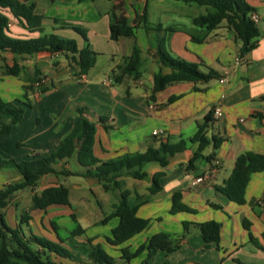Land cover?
<instances>
[{
	"label": "crops",
	"instance_id": "obj_1",
	"mask_svg": "<svg viewBox=\"0 0 264 264\" xmlns=\"http://www.w3.org/2000/svg\"><path fill=\"white\" fill-rule=\"evenodd\" d=\"M31 1L37 4L36 13L45 17V33L75 39L83 47L85 40L73 28L80 27L87 32L90 46L98 57L95 66L81 75L77 64L63 53H0V100L26 109L22 121L1 138L0 160L21 162L48 156L76 126L79 120L76 112L80 108L98 125L94 151L100 160L144 153L151 146L158 147L161 140L172 143L189 140L197 133L198 124L214 113L216 107H221L223 115L220 118L212 115L208 135L224 137L226 141L219 149L213 145L207 147L204 157L193 165L191 160L199 144L190 142L186 151L169 158L167 166L148 164L144 167L143 179L125 176L122 188L111 191H106L99 179L79 175L85 168L77 157L61 160L54 166L58 174L43 176L34 189L16 195L4 211V214L10 213L11 222L17 226L27 212L31 218L27 232L61 243V224L75 215L77 221L72 219L83 232L76 236L67 234L61 245L76 253L80 263L94 264L88 257L92 241L94 245L101 244L118 264H128L121 258V248L128 247L134 252L158 233L181 238L184 221L214 220L222 224L219 244L206 248L198 229L192 228L179 250L171 254L158 251L148 264H237L235 260L264 264V172L252 176L245 205L236 204L219 190L233 174L241 155L264 154V0H247L259 16L257 25L261 36L256 47L245 55H241L242 45L225 23L212 32L195 25L194 19L209 10L196 7L197 4L178 0ZM112 13L137 26L136 38L111 39ZM11 25L15 36L27 34L24 26L12 17ZM135 46L142 52L141 77L138 80L126 77L117 82L116 77L123 75L126 57L132 55ZM159 50L199 64L205 73L211 68L221 77L209 82L176 83L152 100L155 74L172 71L156 56ZM15 64L22 67L19 77L6 74ZM84 75L86 79L82 78ZM222 79L225 83H221ZM28 86L33 89H27ZM42 88L48 91L43 93ZM156 131L158 135L154 134ZM213 154L215 158L209 160ZM159 173H163L158 177L160 188L153 189ZM199 178L204 180L198 182ZM21 180L12 169L0 170V189ZM57 185L70 189L71 206L34 208L33 195ZM178 191L194 212L171 213L172 197ZM123 192L129 193L128 203L138 208V215L151 222L146 230L117 247L107 238L112 237V230L120 219L112 217L106 224L102 221L114 211ZM90 195L101 198V202L95 205ZM26 199L30 201L20 220L17 212ZM79 206L85 208L83 219L77 213ZM103 207L109 214L94 217L99 209L105 214ZM147 256L145 251L130 264H145ZM57 261L73 264L63 259Z\"/></svg>",
	"mask_w": 264,
	"mask_h": 264
},
{
	"label": "trees",
	"instance_id": "obj_2",
	"mask_svg": "<svg viewBox=\"0 0 264 264\" xmlns=\"http://www.w3.org/2000/svg\"><path fill=\"white\" fill-rule=\"evenodd\" d=\"M54 1V0H52ZM187 4H197L207 6L209 10L206 14L194 19L195 25L205 27L208 32H212L225 23L226 27L233 31L237 40L241 43V55L252 51L261 36L256 22L251 18L255 9L247 0H178ZM36 2L31 0H0V53L9 52L15 55H35V54H66L80 68L81 75L87 74L96 62L98 53L95 52L89 43L87 32L80 27H73L85 40V45L80 47L75 39H69L55 33H45L43 21L45 17L36 13ZM11 17L21 23L27 30L24 36H15L12 31ZM136 25H130L126 18L111 14L110 31L111 39L118 41L121 37L136 38ZM196 41L201 39L194 38ZM160 58L162 65L171 68V73L164 74L159 71L154 76V88L151 99L155 95L164 91L169 86L181 82H209L219 79L221 76L215 70L209 68L205 73L200 69L199 64L189 63L180 58L173 57L169 52L159 50L156 54ZM143 63L142 52L138 46L134 47L131 56L126 57L123 75L117 76L116 81L121 82L126 77L138 80L141 77V65ZM22 67L15 64L8 68L6 74L19 77ZM42 85V80L38 81ZM33 89V86L26 87ZM47 88H42V92H47ZM26 109L23 105L14 102L0 100V140L3 136L12 132L24 118ZM79 120L76 126L65 137L61 146L55 149L48 156L35 158L29 161L16 162L14 159H1L0 170L4 168L12 169L21 176L19 182L10 183L0 189V264H61L57 259L82 264L79 262L76 253L66 249L61 245L65 240L59 237L61 243L40 237L35 233L27 232L31 220L28 214L23 215L21 222L10 227L6 220L4 211L13 203L16 195L25 190H32L39 180L49 174H58L54 166L61 160L77 157L80 165L85 168L84 172L78 173L84 177L99 179L104 184L106 191L122 188V178L130 176L141 180L145 177L144 167L148 164L158 163L165 167L169 158L177 153L187 150L189 143H198L199 149L195 153L191 164L204 157L207 147L213 145L219 149L226 138L213 136L209 137L210 124L213 121L209 114L202 123L198 124V130L194 137L189 140H181L172 143L168 140H161L158 147L151 146L144 153H127L111 160H100L94 151L97 139L98 125L90 121L85 116V110L80 108L76 112ZM101 118V121H104ZM215 158V154L208 157L209 160ZM264 172V154L247 152L241 155L236 162L233 174L219 190L223 192L231 201L238 205L246 204L247 188L251 178L256 173ZM155 177L153 189L160 188L158 177ZM128 192L122 193V198L115 204L114 211L106 217L102 224H106L112 217L120 219L119 225L112 230V237L107 241L113 246H122L127 241L134 238L146 230L151 222L150 219L142 218L138 215V208L131 207L128 203ZM180 191L174 193L172 197V214L180 212H194L183 202ZM33 206L36 209L46 210L53 205L71 206L70 189L65 185L50 186L40 194L32 197ZM221 208L219 206H215ZM72 218L77 221L76 216ZM184 232L181 238H174L167 233L153 235L147 242L132 252L128 247L120 249L121 258L128 264L147 251L148 256L145 264L154 257L158 251H165L171 254L182 247V240L188 238L191 229L197 228L205 241V247L211 244H219L221 240L222 224L217 221H207L203 223L183 222ZM83 232L78 226L71 234L76 236ZM252 241L255 238L250 234ZM88 257L94 264H118L115 257L110 255L101 244H92ZM237 264H247L240 260H235Z\"/></svg>",
	"mask_w": 264,
	"mask_h": 264
},
{
	"label": "rangeland",
	"instance_id": "obj_3",
	"mask_svg": "<svg viewBox=\"0 0 264 264\" xmlns=\"http://www.w3.org/2000/svg\"><path fill=\"white\" fill-rule=\"evenodd\" d=\"M196 7H201L199 5H197ZM203 7H207V6H203ZM207 9H209V7H207ZM90 198L92 199V201L95 203V205H97V202H101V198H95L93 196L90 195ZM29 199H26L22 202V205H20L19 209H18V218L21 220V217H22V214L26 211L25 208L27 207L28 203H29ZM20 202V203H21ZM102 210L104 211L105 214H102L101 213V210L99 209V213L97 215H95L94 217H103V216H106L108 215V209L103 207ZM84 211H85V208L84 207H81L79 206L78 208V215L83 219L84 217ZM27 214V212L25 213ZM10 213L9 214H5V220L7 222V224L10 226V227H15V222H11L10 220ZM83 224L86 226V222L83 221ZM62 229L61 231H59L60 235H61V238L63 239L65 236H67V234L71 235L72 232L77 228L76 226V223L75 221L72 219V218H69V219H64L63 222H62ZM71 238V237H70ZM67 240V239H66Z\"/></svg>",
	"mask_w": 264,
	"mask_h": 264
},
{
	"label": "built area",
	"instance_id": "obj_4",
	"mask_svg": "<svg viewBox=\"0 0 264 264\" xmlns=\"http://www.w3.org/2000/svg\"><path fill=\"white\" fill-rule=\"evenodd\" d=\"M251 18H252V20H253L254 22L258 23V21H259V16H258L256 13H253V14L251 15ZM82 78H83V79H86L87 76L84 75ZM221 83H225V79H222V80H221ZM155 108H156V107H155ZM213 115H214L215 118H220V117L223 115V112H222L221 107H216V108L214 109V113H213ZM154 134H155V135H158L159 132L156 131V132H154ZM203 180H204V178H199V179H197L198 182H202Z\"/></svg>",
	"mask_w": 264,
	"mask_h": 264
}]
</instances>
